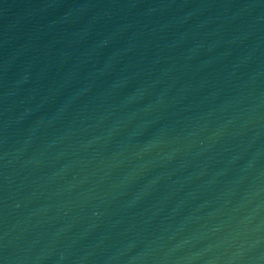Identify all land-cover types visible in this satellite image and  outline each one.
Wrapping results in <instances>:
<instances>
[{
  "label": "water",
  "instance_id": "water-1",
  "mask_svg": "<svg viewBox=\"0 0 264 264\" xmlns=\"http://www.w3.org/2000/svg\"><path fill=\"white\" fill-rule=\"evenodd\" d=\"M0 264H264V0H0Z\"/></svg>",
  "mask_w": 264,
  "mask_h": 264
}]
</instances>
